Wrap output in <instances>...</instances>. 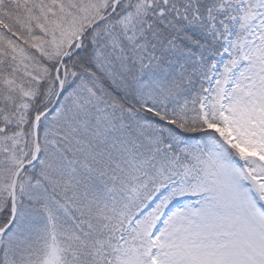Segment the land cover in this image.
Instances as JSON below:
<instances>
[{
    "label": "snow or ice",
    "instance_id": "1",
    "mask_svg": "<svg viewBox=\"0 0 264 264\" xmlns=\"http://www.w3.org/2000/svg\"><path fill=\"white\" fill-rule=\"evenodd\" d=\"M0 264H264V0H0Z\"/></svg>",
    "mask_w": 264,
    "mask_h": 264
}]
</instances>
